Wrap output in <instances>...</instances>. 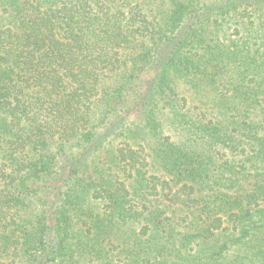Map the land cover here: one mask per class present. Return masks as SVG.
<instances>
[{
	"label": "trees",
	"instance_id": "trees-1",
	"mask_svg": "<svg viewBox=\"0 0 264 264\" xmlns=\"http://www.w3.org/2000/svg\"><path fill=\"white\" fill-rule=\"evenodd\" d=\"M0 264H264V0H0Z\"/></svg>",
	"mask_w": 264,
	"mask_h": 264
}]
</instances>
